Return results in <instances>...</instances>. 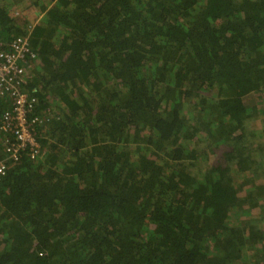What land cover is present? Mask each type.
I'll return each mask as SVG.
<instances>
[{"label": "trees", "instance_id": "obj_1", "mask_svg": "<svg viewBox=\"0 0 264 264\" xmlns=\"http://www.w3.org/2000/svg\"><path fill=\"white\" fill-rule=\"evenodd\" d=\"M29 4L0 0L40 121L0 148V264H264V0Z\"/></svg>", "mask_w": 264, "mask_h": 264}, {"label": "built area", "instance_id": "obj_2", "mask_svg": "<svg viewBox=\"0 0 264 264\" xmlns=\"http://www.w3.org/2000/svg\"><path fill=\"white\" fill-rule=\"evenodd\" d=\"M2 47L0 42V94L9 92L13 98L11 110L3 114L0 122V148L13 153L14 159H18L19 153L24 150L30 151L35 158L40 152L39 137L35 130L40 121L28 118L33 101L26 93L15 88L29 75V65L35 60V55L26 38H17L9 51ZM6 170L5 161L0 159V179Z\"/></svg>", "mask_w": 264, "mask_h": 264}, {"label": "rangeland", "instance_id": "obj_3", "mask_svg": "<svg viewBox=\"0 0 264 264\" xmlns=\"http://www.w3.org/2000/svg\"><path fill=\"white\" fill-rule=\"evenodd\" d=\"M11 14H12V17L19 24H23L24 21L29 22V24H35L41 17V14L38 11V9L31 7V5L29 4V0H21L20 8L13 7L11 10ZM258 135L259 134L255 135L256 139H258ZM249 186H251V185H245L243 187V189H242L243 194L245 193V191L248 189ZM257 206H259V207L262 206V203L257 205ZM245 212H246V214L251 213L252 217H251V215H248V217L250 216L253 219V218H256L257 215L259 214L260 208L259 209L258 208L253 209L252 211L246 209ZM239 222H240V219H239Z\"/></svg>", "mask_w": 264, "mask_h": 264}]
</instances>
